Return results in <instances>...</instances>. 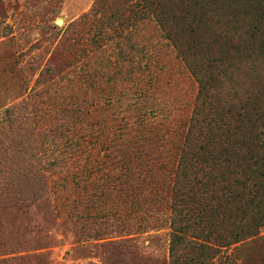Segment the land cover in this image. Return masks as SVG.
Here are the masks:
<instances>
[{
    "label": "rangeland",
    "instance_id": "rangeland-1",
    "mask_svg": "<svg viewBox=\"0 0 264 264\" xmlns=\"http://www.w3.org/2000/svg\"><path fill=\"white\" fill-rule=\"evenodd\" d=\"M94 1L0 0V264H264V228L208 258L182 244L172 251L174 209L187 206L174 200L173 170L198 84L148 19L134 37L148 67L141 62L131 76L125 66L110 68L113 44L99 48L90 23H79ZM138 90L149 99L141 104L146 124L133 105L121 111ZM102 118L127 121L133 141L152 129L165 163L107 176L69 163L36 171L28 164L22 174V146L39 157L61 142L70 119L78 127Z\"/></svg>",
    "mask_w": 264,
    "mask_h": 264
},
{
    "label": "trees",
    "instance_id": "trees-1",
    "mask_svg": "<svg viewBox=\"0 0 264 264\" xmlns=\"http://www.w3.org/2000/svg\"><path fill=\"white\" fill-rule=\"evenodd\" d=\"M143 19L155 23L198 84L173 170L174 200L187 206L183 213L174 209L171 248L182 244L208 258L264 228V0H95L79 23H90L99 48L113 44L110 68L121 73L125 66L131 76L141 62L148 67L144 49L134 39ZM46 73L40 70L38 78ZM147 102L146 94L135 91L121 111L134 110L133 116L146 124L148 113L141 104ZM121 121L85 119L80 121L85 126L75 127L70 119L61 142H53L39 157L20 148L28 155L27 161L21 159L22 174L28 164L36 171L69 163L104 176L115 168L129 174L132 166L158 160L163 165L160 139L152 129L133 141L128 122ZM153 141L150 155L145 148Z\"/></svg>",
    "mask_w": 264,
    "mask_h": 264
}]
</instances>
